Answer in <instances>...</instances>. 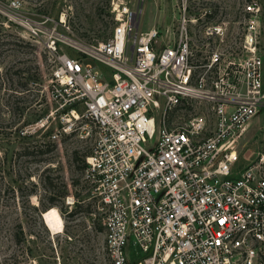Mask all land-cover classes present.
I'll list each match as a JSON object with an SVG mask.
<instances>
[{
  "label": "built area",
  "instance_id": "1",
  "mask_svg": "<svg viewBox=\"0 0 264 264\" xmlns=\"http://www.w3.org/2000/svg\"><path fill=\"white\" fill-rule=\"evenodd\" d=\"M111 10V36L76 44L80 56L57 45L58 26L46 28L49 92L72 115L61 130L94 139L83 181L111 264H264V146L239 145L264 107L258 0L244 4L236 48L225 21L190 17L185 4L162 31L137 30L142 9ZM186 109L196 113L171 117Z\"/></svg>",
  "mask_w": 264,
  "mask_h": 264
},
{
  "label": "rangeland",
  "instance_id": "2",
  "mask_svg": "<svg viewBox=\"0 0 264 264\" xmlns=\"http://www.w3.org/2000/svg\"><path fill=\"white\" fill-rule=\"evenodd\" d=\"M247 1L0 0V264H111L102 215L88 199L83 181L85 156L94 139L82 130L70 135L61 130L72 115L49 92L55 59L47 48L46 28L58 26L57 45L80 56L76 44L85 47L111 36L113 2L120 9H142L138 31L152 26L162 31L185 4L190 17L208 11L215 22L225 21L236 48ZM258 2V49L264 67V0ZM34 27L41 29L40 35L32 34ZM194 32L199 37L201 27ZM195 113L196 109L178 110L171 117L183 121ZM259 126H264V107L239 140L243 153L264 146ZM59 130L62 134L53 138ZM243 164L241 158L237 165ZM66 195L76 199L72 209Z\"/></svg>",
  "mask_w": 264,
  "mask_h": 264
},
{
  "label": "crops",
  "instance_id": "3",
  "mask_svg": "<svg viewBox=\"0 0 264 264\" xmlns=\"http://www.w3.org/2000/svg\"><path fill=\"white\" fill-rule=\"evenodd\" d=\"M140 25V24H139ZM148 30V29H147ZM263 84H264V72H263Z\"/></svg>",
  "mask_w": 264,
  "mask_h": 264
},
{
  "label": "water",
  "instance_id": "4",
  "mask_svg": "<svg viewBox=\"0 0 264 264\" xmlns=\"http://www.w3.org/2000/svg\"><path fill=\"white\" fill-rule=\"evenodd\" d=\"M135 27H137V24L135 23V25H134Z\"/></svg>",
  "mask_w": 264,
  "mask_h": 264
},
{
  "label": "bare ground",
  "instance_id": "5",
  "mask_svg": "<svg viewBox=\"0 0 264 264\" xmlns=\"http://www.w3.org/2000/svg\"><path fill=\"white\" fill-rule=\"evenodd\" d=\"M64 19V18H63Z\"/></svg>",
  "mask_w": 264,
  "mask_h": 264
}]
</instances>
